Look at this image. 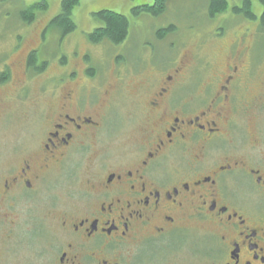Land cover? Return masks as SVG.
Segmentation results:
<instances>
[{
  "label": "flooded vegetation",
  "instance_id": "1",
  "mask_svg": "<svg viewBox=\"0 0 264 264\" xmlns=\"http://www.w3.org/2000/svg\"><path fill=\"white\" fill-rule=\"evenodd\" d=\"M35 12L30 20L19 15L14 38L0 37V103L11 67L45 78L27 111L34 128L26 130H38L37 142L0 169V264H264V164L252 150L227 147L230 104L249 109L259 102L243 88L258 72L245 66L241 51L228 50V72L200 88L176 79L189 64L183 57L168 58L167 70L160 59L128 68L119 55L97 64L85 48L70 50L51 73L38 56L50 20L39 42L8 63L33 29ZM175 29L153 31L158 41L170 40L172 53L179 48L169 38ZM90 33L84 41L91 47L123 45L130 36L114 44L94 42ZM149 66L154 72L144 76ZM115 67L142 74L133 86L140 100L131 101L135 112L127 118L135 137L117 155L95 143L110 112L122 113L127 88L105 79ZM30 81L17 80L18 104L28 99Z\"/></svg>",
  "mask_w": 264,
  "mask_h": 264
},
{
  "label": "rangeland",
  "instance_id": "2",
  "mask_svg": "<svg viewBox=\"0 0 264 264\" xmlns=\"http://www.w3.org/2000/svg\"><path fill=\"white\" fill-rule=\"evenodd\" d=\"M39 1L41 0H0V37L14 38L16 32H18L19 24L17 23L20 19V11ZM45 1L47 7L44 10L35 12L37 18L33 24V29L28 33L25 38L27 40H24L17 54L5 59L8 63H11L12 60H21L24 48L27 46L32 47L35 42H39L35 39L38 38L43 24L49 22L60 12L61 0ZM208 1H170L163 13L153 16L148 13L134 14L132 12L134 7L150 3L151 0H79V4L71 12L76 28L64 39H61L57 30L48 27L42 46L38 50V56L40 60L46 58L51 73L55 72L54 64L58 63L62 57H70V50L82 52L85 51V48L88 49L97 64L108 65L109 55H119L121 56L122 67L128 68L140 63L142 59H147L153 64L160 59L159 67L167 70L173 60L168 58L183 57L189 60V64L186 69L182 67L179 70L176 79L183 83L193 80L198 81V87L200 88L211 79L214 83L218 79L221 80L224 74L228 72L227 65L230 63L231 56L228 50L232 53L237 50L241 51L240 58L245 66L249 64L248 68L251 71L258 72L257 78H254L252 82L243 81L246 82L243 88L245 87L246 91H250L251 97L257 95L256 98L259 99V102L249 109L242 108L241 102L238 100L235 103L233 100L230 104V119L226 125L229 133L227 147H239L245 151L252 150L258 155L260 165H263L264 32L259 30V16L262 12V6L257 0H251L252 12L256 18L250 20L231 11L232 6L241 5V0H227V11L211 17L207 12ZM101 10L114 11L127 17L130 36L128 35L126 43L124 41L123 45L110 46L103 44L92 47L86 44L84 40H87V34L101 24V21L93 16V13ZM166 25H174L176 28L169 37L175 48L179 47L176 53H172V49L171 52L167 51V48H170V40L158 41L155 37V30ZM4 47L6 48L4 54L7 55L9 47ZM164 57H167L168 60L163 61L161 58ZM152 66L143 70L144 76L154 72H151L150 67ZM11 69L13 79L2 88L3 97H1L2 103H0V110L3 111L0 116V169L8 162L18 159L22 150L29 144H36L38 130L34 136L26 130L32 128L33 125L31 119L27 118V111L32 110L35 106L33 95L38 87L37 81L45 80L43 76H40L41 79L29 74L25 77L18 65L11 67ZM243 74L246 75L245 71ZM141 75H125L124 72H118V67L105 72L107 83L113 84L120 81V84L125 85L127 88V92L123 91L120 97V104L123 106L120 109L122 113L118 115L117 110L111 111L103 135L98 136V139L95 140L96 146H105L109 154H122L133 143L135 133L132 129L134 128H129L127 118H130L131 113L134 114L135 112L131 101L140 100L134 97L136 93L133 86L140 80ZM24 78L31 80L26 83V86H29L30 94L28 99L18 104L17 89L20 85H17V80ZM107 83L105 81V84ZM234 83L238 85L237 89L239 90L241 77H237ZM129 86L131 89H129ZM124 102L126 104H123ZM131 119H133V116ZM41 121L42 118L39 124ZM115 125H117L116 131L108 135L106 131L112 129ZM34 131L35 129H33ZM88 149H90V146L87 147Z\"/></svg>",
  "mask_w": 264,
  "mask_h": 264
},
{
  "label": "trees",
  "instance_id": "3",
  "mask_svg": "<svg viewBox=\"0 0 264 264\" xmlns=\"http://www.w3.org/2000/svg\"><path fill=\"white\" fill-rule=\"evenodd\" d=\"M175 0H151L150 3L138 5L132 9L134 14L148 13L153 16H158L164 12L168 2ZM262 6V12L259 16V30L264 32V0H257ZM79 4V0H61L60 12L54 16L49 24V27L57 30L61 37L71 33L76 25L71 17L72 9ZM47 7L45 0L33 3L29 8L20 11L19 15L26 20L32 19L34 13L32 11H41ZM228 7L227 0H209L207 12L211 17L216 14L226 12ZM251 0H241L240 6H232L231 11L236 14H241L243 17L253 20L256 18L252 12ZM102 24V27L96 28L89 34V38L98 42L107 40L114 44L122 42L128 34V19L126 16L110 10H101L93 13ZM171 28V27H170ZM168 30H170L168 28Z\"/></svg>",
  "mask_w": 264,
  "mask_h": 264
}]
</instances>
